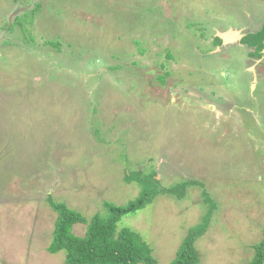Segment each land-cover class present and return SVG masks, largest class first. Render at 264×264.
<instances>
[{"label": "rangeland", "instance_id": "1", "mask_svg": "<svg viewBox=\"0 0 264 264\" xmlns=\"http://www.w3.org/2000/svg\"><path fill=\"white\" fill-rule=\"evenodd\" d=\"M250 19L263 28L264 0H0V264H64L47 250L48 198L89 221L134 201L125 176L140 172L166 189L198 183L118 224L157 264L201 225L206 194L199 264H251L264 241V65L246 46L216 48Z\"/></svg>", "mask_w": 264, "mask_h": 264}, {"label": "trees", "instance_id": "2", "mask_svg": "<svg viewBox=\"0 0 264 264\" xmlns=\"http://www.w3.org/2000/svg\"><path fill=\"white\" fill-rule=\"evenodd\" d=\"M19 20L16 18V22ZM216 41L222 44L219 37H216ZM242 44L254 48L252 56L262 59L264 26L256 34L245 37ZM125 181L139 186V196L126 206H117L106 201L104 209L107 214L96 213L89 221L66 203L56 202L49 197L48 204L57 214V218L48 252L50 254L65 252L64 264H157L150 244L130 228L118 230V224L126 215L144 209L160 195L170 194L183 198L186 190L198 183L186 181L166 189L156 179V173L145 175L142 172L126 173ZM206 197L210 204L209 212L201 225L187 234L171 264H199L200 253L196 248V242L206 234L212 215L213 200L207 194ZM79 224L87 227L83 236L74 232L75 226ZM251 264H264V241L256 247V256Z\"/></svg>", "mask_w": 264, "mask_h": 264}, {"label": "crops", "instance_id": "3", "mask_svg": "<svg viewBox=\"0 0 264 264\" xmlns=\"http://www.w3.org/2000/svg\"><path fill=\"white\" fill-rule=\"evenodd\" d=\"M249 22L251 23L250 25L248 23L246 26H243V27L241 26L242 28H246V30H248V32L246 31V33H244L243 29L242 30H239V31H236V28L235 27H229L228 30L225 31V33H224V35L227 36L226 37L227 39H225L221 35H216V37H219L221 39L222 43H224L225 46H228V49H230V48H232L234 46H239V47L246 46L248 48V51H249V56L253 60L252 55L254 54L255 49L254 48H250L247 45H243L242 44V40L245 37H247L248 35L253 34L254 31H255L254 33L259 32L261 28L260 29L257 28L258 30H254V29L250 30V26H252V24L254 23V21L252 19H250ZM223 28H225V27H223ZM260 70H261V68H260ZM258 71H259V69H258ZM262 75H264V73H262Z\"/></svg>", "mask_w": 264, "mask_h": 264}, {"label": "flooded vegetation", "instance_id": "4", "mask_svg": "<svg viewBox=\"0 0 264 264\" xmlns=\"http://www.w3.org/2000/svg\"><path fill=\"white\" fill-rule=\"evenodd\" d=\"M216 48H221L222 50H228V46H225L224 43H222L219 47H216ZM263 54H264V51H263ZM248 58H251V57L249 56ZM252 58L255 59L256 61H260L259 64L257 65V67H259V65H264L263 57H262V59H258L256 57L252 56ZM258 80H260L259 76H258Z\"/></svg>", "mask_w": 264, "mask_h": 264}, {"label": "water", "instance_id": "5", "mask_svg": "<svg viewBox=\"0 0 264 264\" xmlns=\"http://www.w3.org/2000/svg\"><path fill=\"white\" fill-rule=\"evenodd\" d=\"M221 36L224 37L225 39H227V38H226V37H227L226 35L223 34V35H221Z\"/></svg>", "mask_w": 264, "mask_h": 264}]
</instances>
